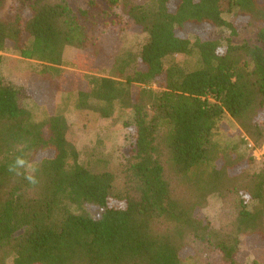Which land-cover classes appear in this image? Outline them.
Wrapping results in <instances>:
<instances>
[{
    "label": "trees",
    "instance_id": "1",
    "mask_svg": "<svg viewBox=\"0 0 264 264\" xmlns=\"http://www.w3.org/2000/svg\"><path fill=\"white\" fill-rule=\"evenodd\" d=\"M110 18L144 42L119 49L108 76L85 75L77 106L131 115L119 190L112 172L79 161L50 99L65 49L99 53ZM9 49L41 63L29 96L47 107L44 119L1 73ZM178 54L199 64L166 63ZM224 113L251 149L264 144V0H0V264H182L186 250L242 264V237L264 243V162L216 141L218 128L229 132ZM213 194L231 215L219 228L204 213Z\"/></svg>",
    "mask_w": 264,
    "mask_h": 264
},
{
    "label": "rangeland",
    "instance_id": "2",
    "mask_svg": "<svg viewBox=\"0 0 264 264\" xmlns=\"http://www.w3.org/2000/svg\"><path fill=\"white\" fill-rule=\"evenodd\" d=\"M69 2L72 7L77 8L85 5L86 0H69ZM135 2L147 3L149 0H135ZM234 12L235 10L225 12L223 17L232 21ZM124 20L128 19L124 18ZM108 21L109 25L103 29L98 39L99 53L96 54L91 47L85 50L73 47L65 49L66 64L60 67L62 70L61 86L56 94L51 90L52 98L50 99L54 103V113L64 116L67 121L66 137L78 151L79 161L87 164L93 171L112 172L115 178V188L119 190L123 183V148L129 140V132L124 127V121L130 119L131 115L116 106L112 117L103 118L95 106L93 108L77 106L78 83L85 75L108 76L110 59L119 49H128L135 53L144 42V35L131 31L127 26H122V20L117 22L110 18ZM221 33L224 36L228 35L225 29ZM3 57L1 73L22 89L21 104L37 120L44 119L48 115L47 107L36 103L29 96L30 89H33L34 84L36 85L34 83L35 74L42 69L41 63L25 59L18 51L12 49L6 50ZM166 63H176L191 69L197 67L199 58L197 54H178L168 57ZM93 105L96 103L94 102ZM221 121L229 129L227 132L221 127L215 131V139L221 146H236L240 153H250L258 163L264 162V144L251 149L250 145L245 143V134L230 115L224 113ZM84 210L93 216L100 213V210L92 206H85ZM204 213L216 228L230 221L231 215L228 210L224 209L222 198L218 194L210 197ZM238 259L242 264H253V262L264 264V243L258 239L249 243L245 237H242ZM182 264H222V262L215 251L201 250L195 253L193 250H186Z\"/></svg>",
    "mask_w": 264,
    "mask_h": 264
},
{
    "label": "clouds",
    "instance_id": "3",
    "mask_svg": "<svg viewBox=\"0 0 264 264\" xmlns=\"http://www.w3.org/2000/svg\"><path fill=\"white\" fill-rule=\"evenodd\" d=\"M16 165L19 166V167H23L24 164H25V161L23 159H20V158H17V160L15 161ZM10 171H15V168L13 166H10L9 168ZM17 175H20L21 173L19 172H16ZM30 184L32 185H36L38 183L37 179L32 176V175H28L25 177Z\"/></svg>",
    "mask_w": 264,
    "mask_h": 264
}]
</instances>
